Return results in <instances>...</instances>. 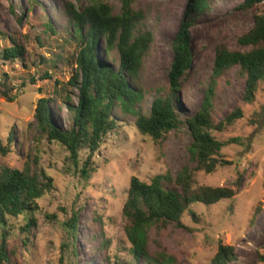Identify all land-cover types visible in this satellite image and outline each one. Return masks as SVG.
Masks as SVG:
<instances>
[{"label": "rangeland", "instance_id": "1", "mask_svg": "<svg viewBox=\"0 0 264 264\" xmlns=\"http://www.w3.org/2000/svg\"><path fill=\"white\" fill-rule=\"evenodd\" d=\"M12 1L21 4L14 13L10 10ZM106 1L114 7L115 12L118 11L120 0ZM185 1L133 0V8L144 13V28L151 33L148 52L142 59L136 77L142 93L137 105L145 113L149 111L158 88L164 86L166 92V73L172 58L170 42L177 30ZM241 1L216 0L195 18L190 29L192 70L188 71L189 77L184 81L176 100L186 115L193 114L201 103L203 91L211 77L214 46L222 34L228 35L231 47H237L236 34L247 30L252 24V14L236 8ZM66 2L75 3L76 0H37L27 19L19 22L16 14L26 9L27 0H0V30L27 33L30 36V58L34 59V64L38 62L36 54L48 56L54 51V58L57 54L65 58L75 47L74 43L64 42L66 20L61 11ZM47 20L53 25L51 33L54 35L45 33L44 47H37L33 37L40 33L41 23ZM5 44L0 36V48ZM98 50L100 58L117 65L115 52L105 55L102 45ZM27 64L28 68L24 69L18 61L5 64L0 60V67L11 76L13 92L19 93L11 102L5 101L0 94V138L5 142L8 133L12 136L10 152L0 157V162L18 169L32 156L34 137L39 134L34 120L36 100L42 96H52V115L67 125L69 114L62 105L61 95L68 94L76 101L78 92L65 83L76 69L65 61L56 66H42L41 69L50 72L49 78L40 75V65ZM31 75H34V83H29ZM243 85L242 80L230 73L217 82L212 98L215 120H220L236 106L243 109L241 119L216 133L219 140H230L220 152L231 164L217 167L210 173H195L196 185L208 186L228 185L240 173L242 176L237 194L233 199H223L210 205L191 204L189 210L197 214L198 221H192L189 213H184L181 217V222L186 226L184 229L169 225L163 230L155 227L148 230L150 250H157L154 241H160L166 252L174 256L175 264H211L219 240L223 244L233 245L235 249L236 259L229 264H264L258 258L259 254H264V79L258 82L255 101L251 104L241 101ZM62 87L63 93L60 91ZM184 113H181V118ZM113 114L116 119L113 133L107 135L105 143L94 154L92 161L96 171L86 180L80 179L76 172L58 173V145L42 142L40 162L55 178L54 187L50 195L46 194L38 200L41 213L38 214L35 246L28 249L20 246L17 260L13 259L11 264H60L59 256L64 257L62 264H106L102 261L101 239L109 240L107 254L118 256L123 264H143L136 261L127 250L130 245L124 235V221L120 214L128 183L131 176L148 182L156 174L169 171L173 175L186 161V146L191 138L186 126L182 125L172 130L161 144L153 143L143 139L136 131L135 117L131 113L114 108ZM59 205L66 208V214L58 208ZM77 206L81 208L73 258L69 251L60 247L61 242L66 241L61 224L46 221L44 215L45 212L55 213L59 219H64L70 214L71 207ZM256 206L260 210L254 214ZM94 218H100L101 223L94 221ZM100 231L101 236L93 237L94 232Z\"/></svg>", "mask_w": 264, "mask_h": 264}, {"label": "trees", "instance_id": "2", "mask_svg": "<svg viewBox=\"0 0 264 264\" xmlns=\"http://www.w3.org/2000/svg\"><path fill=\"white\" fill-rule=\"evenodd\" d=\"M215 1H185L177 30L170 42L172 58L166 73V92L164 86L158 88L147 113L137 105L142 93L136 77L142 59L148 52L151 33L145 30L144 13L133 8V0H120L117 12L106 0L66 2L61 11L66 20L64 42L74 43L75 47L65 58L61 54L54 58V51L48 56L36 54L38 62L34 64L28 49L30 36L21 31L0 30V36L6 43L0 48V60L3 63L18 61L22 68L27 69L28 62L31 66L40 65L39 71L44 65L56 66L65 61L76 68L65 83L78 90L76 101L68 94L61 95L62 105L69 114L67 125L52 115V96L38 98L34 104V120L39 134L34 137L32 156L21 169L0 162V264H11L13 259L17 260L20 246L26 249L35 246L38 214L41 213L38 200L46 194L50 195L55 180L47 168L41 165L42 154L39 149L42 142L58 145V173L76 172L80 179L86 180L96 171L92 161L94 154L105 143L107 135L113 133L116 123L114 108L131 113L135 117L136 131L143 139L153 143L161 144L172 130L182 125L186 126L191 138L186 146V161L173 175L169 171L156 174L148 182L141 181L137 176L130 178L120 214L124 221V235L130 245L127 250L136 261L143 264H175L174 256L166 252L160 241H154L157 250H150L148 230L151 227L163 230L169 225L184 229L186 226L181 222L184 213L188 212L192 221H198L197 214L189 210L191 204L210 205L223 199H233L240 186V173L224 186L196 185L195 173H210L217 167L231 164L220 152L230 140L221 141L216 133L241 119L243 109L236 106L220 120H215L212 98L217 82L234 73L244 84L242 103L251 104L255 101L258 82L264 79V0H242L236 6L238 10L252 14V24L247 30L236 34L237 47H231L228 35L222 34L214 46L211 77L203 91L201 103L193 114L186 115L176 100L184 81L189 77L188 71L192 70L190 29L195 18ZM36 3L37 0H27L26 9L16 14L17 20L20 22L21 19H27ZM19 5L10 2V10L14 13ZM52 29L50 20L41 23L40 33L33 37L37 47H44L45 33L54 35ZM101 45L105 55L116 53L117 65L99 57L98 49ZM40 71V75L46 78L51 76L47 70ZM33 77L30 76L29 83H34ZM10 80L9 72H4L0 67V94L9 102L19 94L13 92L14 86ZM60 91L63 93L64 88ZM181 113L185 114L183 118ZM11 141L10 133L5 142L0 138V157L10 152ZM58 208L66 214V208L61 205ZM80 208L71 207L70 214L64 219H59L55 213L45 212L44 215L46 221L61 224L66 241H62L60 247L69 251L73 258ZM259 210L260 207L256 206L254 214ZM94 221L101 223L100 218H94ZM101 235V231L94 232L93 237ZM108 243L107 239L100 240L103 263L123 264L118 256L107 254ZM258 258L264 261V254H259ZM63 259L59 256L60 264ZM235 259L233 245L223 244L219 240L210 261L211 264H229Z\"/></svg>", "mask_w": 264, "mask_h": 264}, {"label": "clouds", "instance_id": "3", "mask_svg": "<svg viewBox=\"0 0 264 264\" xmlns=\"http://www.w3.org/2000/svg\"><path fill=\"white\" fill-rule=\"evenodd\" d=\"M152 102V101H151ZM64 106V105H63ZM58 118V117H57Z\"/></svg>", "mask_w": 264, "mask_h": 264}]
</instances>
